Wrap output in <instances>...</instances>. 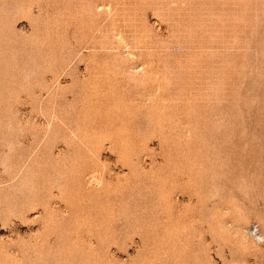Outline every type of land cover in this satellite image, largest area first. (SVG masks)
<instances>
[{
    "label": "rangeland",
    "instance_id": "374dc122",
    "mask_svg": "<svg viewBox=\"0 0 264 264\" xmlns=\"http://www.w3.org/2000/svg\"><path fill=\"white\" fill-rule=\"evenodd\" d=\"M0 264H264V0H0Z\"/></svg>",
    "mask_w": 264,
    "mask_h": 264
}]
</instances>
